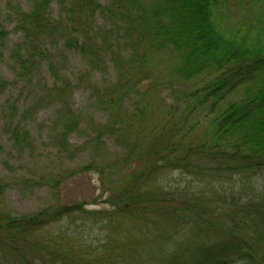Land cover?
Wrapping results in <instances>:
<instances>
[{
  "label": "trees",
  "instance_id": "trees-1",
  "mask_svg": "<svg viewBox=\"0 0 264 264\" xmlns=\"http://www.w3.org/2000/svg\"><path fill=\"white\" fill-rule=\"evenodd\" d=\"M53 2L63 10L57 22ZM30 4L10 11L21 42L9 48L0 30V55L9 51L18 79L44 86L23 114L10 106L13 147L32 155L25 122L57 103L50 144L73 158L70 138L85 136L89 163L73 174L99 175L103 200L18 216L0 201V264H264V18L225 26L233 5L247 18L264 0ZM57 36L85 60L80 82L91 70L115 76L88 85L102 122L72 109L73 81L46 46ZM7 85L0 76V93ZM108 140L117 156H106ZM114 174L119 185L108 187ZM8 185L0 180V199Z\"/></svg>",
  "mask_w": 264,
  "mask_h": 264
},
{
  "label": "rangeland",
  "instance_id": "rangeland-1",
  "mask_svg": "<svg viewBox=\"0 0 264 264\" xmlns=\"http://www.w3.org/2000/svg\"><path fill=\"white\" fill-rule=\"evenodd\" d=\"M98 1L102 4L107 3V0ZM15 4L19 5L24 11H30L31 8L30 0H0V30L5 29L9 33V48L23 39V33L17 29L16 19L10 16L12 6ZM230 9L232 10L231 19L225 24L229 28L241 23L244 26H249L250 20L258 14L264 18V6H258V9L254 10L247 18L245 9L242 10L236 5H233ZM49 14L56 22L64 17L63 10L56 2L51 4ZM99 23H102L101 19ZM64 41V38L57 36L54 40H50L46 46L58 65H62L61 58H63L62 67L65 83L69 79L73 81L71 84L74 91L70 99L72 109L78 113L93 116L97 122H102L104 120L103 113L93 107L90 102L91 92L88 85L90 80L98 85H105L114 81L115 76H111V71L106 70L107 68H104L103 73L91 70L90 74L93 78L87 75L83 78L84 81L80 82L79 78L84 74L86 62L81 54L69 50L64 45ZM165 54L169 57L167 53ZM172 64L174 65V62L170 61L169 65ZM11 65L9 51H6L0 55V76L8 84L7 89L0 93V180L9 183V185L0 201L14 216L47 208L56 205L58 202L67 205L83 202L88 207L95 208V206H89L88 204L97 198L100 202L103 200V187L99 175L93 173L73 174L80 167L89 163V153L84 150L86 146L85 136L76 133L70 138V143L74 148H77L73 158H67L65 154H60V150L50 144L52 124L58 108L57 103L52 101L45 103L39 112L29 117L25 122L35 142L33 154L25 153L21 155L14 149L11 141L12 136L9 135L7 127L8 121L13 119L6 117L8 112L11 113L10 106L14 105L18 109V113L23 114L28 106L36 101L35 97L43 92L44 86H41L43 83L40 81L39 83H33L30 88L26 87L24 81L18 79L17 73L11 68ZM42 79H46L43 81L48 82V84L54 83V77L49 74L47 65L43 68ZM164 96L169 103L172 102L170 91H165ZM233 99L231 97L229 100ZM18 116H15L14 119L19 118ZM114 145L113 140L107 141L106 146L109 153H106V156L114 157L120 153L119 148ZM59 175H62V182L59 180ZM40 178L41 180H39ZM108 179L105 180L106 183L108 182V187L119 185L117 174L109 176ZM170 179L172 183H175L180 178L177 173H174L171 174ZM55 182L61 188V191L56 188Z\"/></svg>",
  "mask_w": 264,
  "mask_h": 264
}]
</instances>
